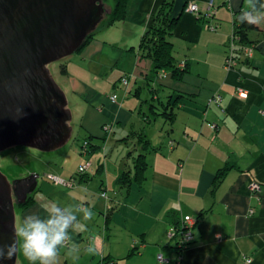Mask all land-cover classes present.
Returning a JSON list of instances; mask_svg holds the SVG:
<instances>
[{"label":"crops","instance_id":"1","mask_svg":"<svg viewBox=\"0 0 264 264\" xmlns=\"http://www.w3.org/2000/svg\"><path fill=\"white\" fill-rule=\"evenodd\" d=\"M164 1L129 0L125 17L105 29L114 28L108 38L102 41L96 32L76 59L65 63L63 75L72 94L101 106L104 120L122 125L123 132L130 120L141 119L145 125L140 131L154 148L147 153L148 166L140 185L132 181L119 185L116 179L125 170L122 165L106 171L105 158L91 161L87 157L92 163L87 180H77L72 188L46 180L50 184L31 193L34 202L21 210V218L44 215L41 205L46 201L62 207L81 204L94 213L85 221L86 231L71 233V241L60 250L59 264H176L177 238L169 239L167 230L172 223H182L184 216L194 218L195 239L182 249L180 264H264V22L248 32L252 55L240 58L228 70L225 58L235 14L249 9L250 3L212 0L209 7L210 0H168L173 1L169 16H177L169 39L176 66L184 71L179 80L171 79L167 70L166 77L159 79L138 45ZM187 1L198 4L200 17L185 11ZM210 11L214 14L209 22L216 23L215 30L204 24L203 15ZM100 55L113 63L105 80L99 77L102 70H94L96 64H92ZM123 75L129 77L127 88L119 82ZM102 81L110 84L112 94L121 88L125 100L120 103L116 93L117 103H111L110 94L97 90ZM239 89L246 97L239 96ZM214 95L220 96L218 103L212 101ZM143 102L154 121H144ZM169 104L174 105L168 108L174 120L166 124L159 120L164 116L154 111L161 113ZM92 143L106 155L107 145ZM84 161L77 159V167ZM225 165L232 167L213 190L214 175ZM253 182L259 184L254 190ZM103 191L106 197L101 196ZM39 194L43 197L35 198ZM77 218L83 219V214L78 212ZM72 243L79 246L76 255L69 254ZM90 245L96 248L95 254L87 253ZM159 254L166 261L160 263ZM19 264L29 261L24 258Z\"/></svg>","mask_w":264,"mask_h":264},{"label":"water","instance_id":"2","mask_svg":"<svg viewBox=\"0 0 264 264\" xmlns=\"http://www.w3.org/2000/svg\"><path fill=\"white\" fill-rule=\"evenodd\" d=\"M110 11L104 0H0V151H49L70 139L67 99L47 66L76 52ZM37 177L9 180L0 170V243L16 239L14 207L36 189Z\"/></svg>","mask_w":264,"mask_h":264},{"label":"rangeland","instance_id":"3","mask_svg":"<svg viewBox=\"0 0 264 264\" xmlns=\"http://www.w3.org/2000/svg\"><path fill=\"white\" fill-rule=\"evenodd\" d=\"M104 4L105 6H112L113 0H104ZM103 23L96 30L97 37L102 41L104 40V38H108L110 33L114 30V28L105 30L109 26H103ZM209 23L216 26V23L211 22V20ZM85 46H83V48ZM83 48L77 50L73 54L63 59L54 61L47 66L51 76L63 90L67 99V108L71 113V120L69 124L71 126L72 133L70 139L63 146L49 151L27 146H11L3 151H0V170L8 177L9 180L24 177L33 173L38 174V188V186L40 187L44 183L50 184L43 177V175L46 173H54L62 178H70L72 175H74L77 178L78 175L75 174L77 159L80 161H84L87 157H89L91 161H93L94 159H100V161H102L105 158V165L108 166V170L106 169V171H110V169L113 168L117 163L118 167L122 165L125 170L129 168L128 165H130L131 168L134 165L135 157L139 154V152H137V148L140 147L141 150V144L138 142L137 137L132 134V128L134 126L135 130H141L140 127L144 126L145 124L141 121V119H133V121L130 120L124 128L126 132H123L122 125H113V123L109 121L106 122L104 120V114H102L99 110V107L101 106L96 105V103L87 101L80 95L72 94L73 92L71 91L67 83V77L63 75L64 73H66V69L64 71H61V65L65 64L69 59H76L77 53H79ZM100 57V59L98 58V56L95 57L92 64H96V68H94V70H98V68L102 70V73L99 75V77L105 80L106 75L109 74L113 69V63L110 59H107L106 56L100 55ZM120 62L121 61H117L118 64H120ZM164 70L166 71V69ZM157 75H159L158 78L161 77L162 72L160 73L159 71ZM96 87H98L97 90L100 93L111 95L113 92L110 84L108 85L105 81H102L101 84L98 82ZM115 92L119 93L120 103L125 100L124 96L122 95L123 93L121 88H117ZM143 106H145L143 108L145 113L148 111L146 102H143ZM164 110L165 109H162L161 112H163ZM147 114L149 113L147 112ZM159 120L166 122V124L170 122L167 117H162ZM132 122H135V124L132 125ZM105 124H112L111 131L106 132L104 130L103 126ZM149 128H151L150 125ZM89 132H92L95 137L89 139ZM125 138L127 139L125 140ZM85 139L89 142H92V140H96L101 147L103 145H107L106 155L103 156V149L101 151L97 150L90 155H88V153H81V143ZM57 187L62 186L59 185ZM42 197L43 194H39V197L36 196L35 198L39 199ZM14 212L16 227L22 219L21 209L18 205H15ZM24 258L25 257L22 253L20 245L18 244L16 264H19Z\"/></svg>","mask_w":264,"mask_h":264},{"label":"trees","instance_id":"4","mask_svg":"<svg viewBox=\"0 0 264 264\" xmlns=\"http://www.w3.org/2000/svg\"><path fill=\"white\" fill-rule=\"evenodd\" d=\"M128 2H129V0H113V5L111 6L110 13L105 16V18L100 22L98 27L101 26L103 22H104L103 26L107 27V26H111L116 21L122 20L127 13ZM172 3H173V1L165 0L157 8L155 13L152 15L151 22L148 24L145 32L143 33V35L140 39L138 48L140 49L142 56L147 57L151 60L152 71L154 72L153 73L154 76H157L156 74H157L158 70L160 71L162 69H166L167 71L170 72L171 79L179 80V79H181L184 70L179 69L176 66V62H175L176 60H175V57H174L173 52H172L173 51V44H172L171 40L169 39V36L172 33L173 26L177 20V18H176L177 16L176 17L169 16L168 10H169V7L171 6ZM249 7H251L254 10V12H255V10H259V12H264V0H250V6ZM246 11H248V9L247 10H239L235 14V18H234L233 32L239 36L240 42L243 44H249L250 43L249 37H248V32L250 30L257 29L256 25H250L247 23H240L238 17L241 13H244ZM97 28L92 33H90L88 35L87 39L85 40L83 45L78 50L83 48V46H85L91 40V38H93ZM65 69H66V65L62 64L61 65V71H64ZM123 76H127V75H123ZM128 79H129V77H128ZM167 102H168V100L166 101V104H167ZM149 104H150V106L154 105L157 107L156 103L151 104V102H150ZM169 106L174 107V105L169 104L168 106H166V108H164L165 110L163 112H161V113H158L156 111H154V112L156 113L157 116L167 117L171 122L174 120V114L172 113V111H170L168 109ZM143 116H144V121H147V122L154 121L156 119V118L153 119V117H151L149 114H147V112L143 113ZM211 124H215V123H211ZM216 126L217 125L215 124V127L212 129H216ZM132 134H134L137 137L138 142L141 144L142 151L135 157L134 165L132 166V168L122 171L120 173V175L117 177L116 182L119 185L128 183L129 181H132V182L139 184V185L143 183V181L145 179V170L148 166L147 153H148V151L152 150L151 148H154L151 146L150 140L147 138L146 133H144L143 131H140V130L133 131ZM88 137H89V139L90 138L92 139L95 136L89 135ZM126 139L127 138H125V140ZM86 141H88V140H86ZM86 148H87L86 153H88V155H90V154L94 153L95 151H97L98 148H100V147L96 146L94 143L88 141V146ZM81 153H82V151H81ZM231 167H232V165H225L216 171V173L214 175L213 182H212V187H213L212 189L213 190L217 187L219 182L223 179V177L226 175L227 171ZM77 178H78V182L83 181V180H87L88 174L87 173L78 174ZM33 202H34L33 196L29 195L27 197L26 201L24 203L19 204L18 206L22 210V209H25L28 206H30ZM173 214L174 213H171V214H169V216L172 217ZM172 225H174L176 228L180 227L179 226L180 223H178V222L172 223ZM175 248L178 249L177 254L179 252H181V251H179L180 247L176 241H175Z\"/></svg>","mask_w":264,"mask_h":264},{"label":"clouds","instance_id":"5","mask_svg":"<svg viewBox=\"0 0 264 264\" xmlns=\"http://www.w3.org/2000/svg\"><path fill=\"white\" fill-rule=\"evenodd\" d=\"M250 3V0H246ZM249 7L248 11L238 17L240 23L259 25L264 22V13ZM21 109L16 114L21 115ZM44 215L33 213L24 216L15 227L16 239L10 243H0V260L11 259L18 250V244L29 264H59L60 250L71 241V233L87 230L85 221L91 220L94 213L91 208L81 204L61 206L55 201H46L41 205ZM83 214V219L77 218V213ZM69 254L76 255L79 246L72 243ZM87 253L95 254L96 248L88 246Z\"/></svg>","mask_w":264,"mask_h":264},{"label":"built area","instance_id":"6","mask_svg":"<svg viewBox=\"0 0 264 264\" xmlns=\"http://www.w3.org/2000/svg\"><path fill=\"white\" fill-rule=\"evenodd\" d=\"M211 5H212V0H210L209 2V7ZM185 11L194 13L197 17H200V8L195 1H187L185 5ZM213 14H214L213 11H210V12H206L203 15L205 19V22H204L205 26L211 30L216 29V26L209 23V19L213 17ZM252 53H253V46L250 44L241 43L239 36L233 32L230 37L228 52L225 58V67L227 69L234 68L238 64L240 58L248 59L252 55ZM183 65L184 63L181 61L179 63V67L182 68ZM161 72H162L163 77L167 75L164 69H162L160 73ZM128 80H129L128 76H122L119 82L122 86L127 87L129 83ZM238 94L241 97H246L247 95L242 89H239ZM109 100L111 103H117L118 95L116 93L111 94L109 96ZM219 100H220L219 95H214L212 98V101L214 103H218ZM261 113H264V111H261ZM103 127L106 132H109L112 129L111 124H105ZM210 127L214 128L215 124H210ZM87 146H88V141L84 140L81 143L82 153L87 152V148H86ZM91 166H92L91 162L89 160H86L82 164L78 165L75 174L78 175V174L89 173L91 171ZM43 177L47 181L53 183L54 185H58V186L60 185L65 188H72L75 186L77 182V178L74 175H72L70 178H62L54 173H46L43 175ZM257 187H259V184L255 182H253L252 185L250 186L252 190H254ZM101 196L106 197V192L103 191L101 193ZM252 212H253V209H250L249 213H252ZM179 226H180L179 228H176L174 225H170L167 230V236L169 239L177 238L176 242L180 247L179 251L182 252V249L190 245L195 239L194 232H193V227L195 226L194 218L190 216H184L182 223H180ZM181 252H179L177 255L176 264L181 263V259H182ZM157 258L160 263L164 260L166 261V259H164L161 254H159ZM247 261H250V259H248Z\"/></svg>","mask_w":264,"mask_h":264}]
</instances>
